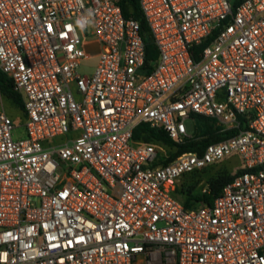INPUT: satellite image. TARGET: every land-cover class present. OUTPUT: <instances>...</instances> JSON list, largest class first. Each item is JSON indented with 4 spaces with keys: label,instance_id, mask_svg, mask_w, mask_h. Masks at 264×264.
<instances>
[{
    "label": "built area",
    "instance_id": "obj_1",
    "mask_svg": "<svg viewBox=\"0 0 264 264\" xmlns=\"http://www.w3.org/2000/svg\"><path fill=\"white\" fill-rule=\"evenodd\" d=\"M139 2L150 62L121 0H0L26 130L0 107V264H264V0ZM193 116L238 133L169 163L134 139L146 123L183 145ZM232 158L213 204L185 208L183 175Z\"/></svg>",
    "mask_w": 264,
    "mask_h": 264
},
{
    "label": "trees",
    "instance_id": "obj_2",
    "mask_svg": "<svg viewBox=\"0 0 264 264\" xmlns=\"http://www.w3.org/2000/svg\"><path fill=\"white\" fill-rule=\"evenodd\" d=\"M242 1L243 0H234V8ZM121 8L126 19H135L140 22L141 33L146 44L147 62L155 60L157 57L156 47L150 39L149 27L141 10L139 0H121ZM204 47L205 45L197 48V52L202 51ZM0 94L15 103L24 112V106L20 95L15 92L12 81L2 73H0ZM193 117L197 123L195 129L196 137L195 139L186 141L183 145H176L164 130L152 128L146 123L139 126L134 134V139L135 141L151 143L168 149L169 158L166 163H169L184 153L198 152L202 154L208 145L220 142L238 133V131L222 132L214 121L203 117ZM208 168L195 170L183 175L182 178H185V182L180 188H177L176 197L183 202L185 208L191 209L200 204L211 206L214 200L221 195L225 185L234 178L233 174L221 171L207 179L205 185L209 186L208 193H202V191L197 192L196 188L199 183L200 175ZM178 195L180 197H178Z\"/></svg>",
    "mask_w": 264,
    "mask_h": 264
},
{
    "label": "rangeland",
    "instance_id": "obj_3",
    "mask_svg": "<svg viewBox=\"0 0 264 264\" xmlns=\"http://www.w3.org/2000/svg\"><path fill=\"white\" fill-rule=\"evenodd\" d=\"M89 50L93 55H95L97 52L96 49L91 50V48H89ZM96 63H97V59L92 58L88 60L82 67V71L86 72L87 74H91L94 71V67ZM0 107L6 110L10 118L13 119L15 123V128L13 130L14 139L19 140L26 138V130L24 128L25 116L23 110L1 94H0ZM186 126L189 133H195L196 126L194 125L193 121H188L186 123ZM240 167H241V163L239 162V160L237 158H232L206 169L200 175V179L196 191L201 192L205 183H207V179L216 175L217 173L221 171H226L234 175L239 171ZM184 182H185V178H182L179 181L177 188H180ZM178 197L180 196L178 195Z\"/></svg>",
    "mask_w": 264,
    "mask_h": 264
},
{
    "label": "clouds",
    "instance_id": "obj_4",
    "mask_svg": "<svg viewBox=\"0 0 264 264\" xmlns=\"http://www.w3.org/2000/svg\"><path fill=\"white\" fill-rule=\"evenodd\" d=\"M89 14L91 15V12ZM81 27H83V26L81 25Z\"/></svg>",
    "mask_w": 264,
    "mask_h": 264
}]
</instances>
